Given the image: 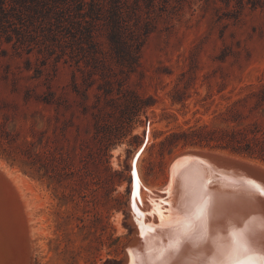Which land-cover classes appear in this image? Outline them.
Returning a JSON list of instances; mask_svg holds the SVG:
<instances>
[{
	"label": "rangeland",
	"instance_id": "obj_1",
	"mask_svg": "<svg viewBox=\"0 0 264 264\" xmlns=\"http://www.w3.org/2000/svg\"><path fill=\"white\" fill-rule=\"evenodd\" d=\"M236 1L168 0L144 12L133 26L132 46L141 45L132 71L106 27L77 61L44 47L42 36L20 44L21 23L0 19V160L25 180L0 172L11 264H123L134 235L129 203L142 206L144 189L169 182L178 153L215 150L264 163L182 135L264 132V7L237 11ZM136 153L141 194L132 190ZM212 163L215 182L251 181L238 167Z\"/></svg>",
	"mask_w": 264,
	"mask_h": 264
},
{
	"label": "bare ground",
	"instance_id": "obj_2",
	"mask_svg": "<svg viewBox=\"0 0 264 264\" xmlns=\"http://www.w3.org/2000/svg\"><path fill=\"white\" fill-rule=\"evenodd\" d=\"M147 142L148 139L145 145ZM136 156L139 154L132 156L133 162L138 159ZM222 156L264 168L259 161L215 150L189 149L178 153L168 169L169 182L158 189H144L142 206L138 201L134 207L129 203L134 235L125 249L123 264H264V201L260 199L259 186L215 182L217 166L212 162H223ZM0 172L19 184L25 183L21 173L2 160ZM132 176V190L141 194L137 161L135 167L132 165ZM205 202L204 215L191 228L193 214ZM30 231H34L33 227ZM13 251L0 229V264H11Z\"/></svg>",
	"mask_w": 264,
	"mask_h": 264
},
{
	"label": "trees",
	"instance_id": "obj_3",
	"mask_svg": "<svg viewBox=\"0 0 264 264\" xmlns=\"http://www.w3.org/2000/svg\"><path fill=\"white\" fill-rule=\"evenodd\" d=\"M163 1L168 0H0V19L6 22H15L17 19L21 23L17 28L20 44L23 45L30 36H42L45 38L44 47H60L64 54L69 53L77 61L88 57L87 46L96 45L101 26L106 27L118 61L132 71L138 63L136 49L141 45L132 46L133 39H136L133 26L143 22L144 12H152ZM225 1L228 4L232 2ZM236 2L234 10L237 11L246 5L254 9L264 7V0ZM38 28L41 33L36 35ZM255 131L252 130V133ZM182 135L186 143L192 145L218 147L264 161V132L260 136H249L246 132L234 129L211 132L198 129L186 131Z\"/></svg>",
	"mask_w": 264,
	"mask_h": 264
},
{
	"label": "water",
	"instance_id": "obj_4",
	"mask_svg": "<svg viewBox=\"0 0 264 264\" xmlns=\"http://www.w3.org/2000/svg\"><path fill=\"white\" fill-rule=\"evenodd\" d=\"M145 146V144H144ZM143 146V147H144ZM138 158V156H136ZM221 160H223V162H226L228 163V165L230 166L229 170H233L236 169V167L239 168V171L237 172H240V174L236 173V175H245L246 177H243L244 181L246 182V180H251L249 183V185L251 186H254V187H258V188H262L263 186L261 184H264V180H261V178H255L254 176L252 175H262L264 176V168H261V167H258L256 165H253V164H250V163H247V162H244V161H239L238 159H235V158H232V157H220ZM136 158L134 160V167L136 166ZM244 171V172H242ZM236 172V171H235ZM233 174H235L234 172H231ZM245 173V174H244ZM248 174V175H247ZM252 174V175H250ZM249 175L251 176V178L249 177ZM249 178V179H247ZM261 186V187H260ZM264 188V187H263ZM254 191V190H253ZM255 193V192H254ZM260 197L264 198V195H263V192L260 190ZM264 201V199H262Z\"/></svg>",
	"mask_w": 264,
	"mask_h": 264
},
{
	"label": "snow or ice",
	"instance_id": "obj_5",
	"mask_svg": "<svg viewBox=\"0 0 264 264\" xmlns=\"http://www.w3.org/2000/svg\"><path fill=\"white\" fill-rule=\"evenodd\" d=\"M206 207H207V205H206V202H205L203 207H198L197 208V211L193 214V217H192L194 223H193V225L190 226L191 228H194L195 227V222H197L204 215ZM173 219H175V217H173Z\"/></svg>",
	"mask_w": 264,
	"mask_h": 264
},
{
	"label": "built area",
	"instance_id": "obj_6",
	"mask_svg": "<svg viewBox=\"0 0 264 264\" xmlns=\"http://www.w3.org/2000/svg\"><path fill=\"white\" fill-rule=\"evenodd\" d=\"M137 161V160H136Z\"/></svg>",
	"mask_w": 264,
	"mask_h": 264
}]
</instances>
